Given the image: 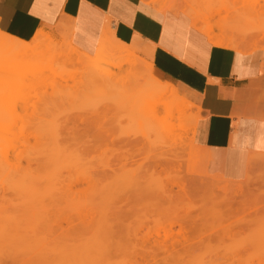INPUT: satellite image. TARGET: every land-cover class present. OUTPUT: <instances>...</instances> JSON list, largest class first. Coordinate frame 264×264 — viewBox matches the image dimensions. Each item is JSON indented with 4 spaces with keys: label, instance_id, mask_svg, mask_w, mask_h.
<instances>
[{
    "label": "rangeland",
    "instance_id": "374dc122",
    "mask_svg": "<svg viewBox=\"0 0 264 264\" xmlns=\"http://www.w3.org/2000/svg\"><path fill=\"white\" fill-rule=\"evenodd\" d=\"M212 1H215L214 5L208 7L213 9L224 3L220 8L223 10L219 11L221 14L217 12L220 15H210L212 21L205 22L215 23L214 30L222 33L230 27L229 23L234 27V30L230 27V35L232 33L240 41L245 37L247 43H260L262 47L264 0ZM204 9L201 8V12L207 16L208 10ZM223 26H227L226 29ZM55 28L45 33L53 34ZM94 37L96 35L86 24L78 23L76 46L82 48ZM53 65V70L46 69L47 72L38 75L45 76L28 79L26 83L12 70L0 73V86L5 83L3 89L14 88L0 92V219L6 224V229L0 231L6 238L0 241V260L16 256L22 260L27 258L32 264H72L75 256H84L88 249L94 251L107 245V237H112L113 233L115 239L127 237L133 244L136 240L138 253L146 249L151 251L148 254L157 253L160 257L174 254L170 257L174 259L171 264H264V163L254 165L256 167H250L249 163L248 176L242 181H230L212 174L206 152L194 142V120L199 117V111L190 101L195 108L190 111V123L186 124L187 128L190 126L186 133L188 137L184 134L183 141L191 142L192 147L184 142V150H176L179 157L176 163L182 164L181 171H175L171 165V172L167 167L150 171V164L153 165L159 153H164L169 160L174 154L171 147L161 145L152 123L145 122L137 112L143 99L120 97L121 94L105 95L88 87L82 67ZM34 69L38 67L30 68L31 71ZM122 104L129 107L128 111ZM113 107L122 113L114 112ZM102 109L107 112L102 113ZM98 110L104 115L116 114H109L107 118L102 115L105 120L100 116L105 122V132L109 131L106 137H109L93 140L89 135L86 138L76 129V115L91 117V113ZM134 110L136 113L131 117L130 112ZM113 117L116 118L113 120ZM20 142L23 148L19 146ZM89 142L92 144L87 149L84 144ZM157 142L161 148L157 147ZM259 157L262 155H254L251 159ZM12 166H19L20 173L22 168L25 169L24 175L11 170L14 169ZM180 177L188 186L184 193L180 189ZM238 188L242 189V195H233ZM157 189H165L167 196L163 203L159 201L161 204L155 197V192H159ZM185 193L191 197L187 199L183 196ZM159 206L164 210H159ZM205 207L208 208L206 211ZM104 223L114 224L111 235L107 234L109 229L106 230ZM177 223L186 224V228L183 227L188 232L184 233ZM111 251L107 253L111 258L106 254L109 259L102 260L104 263L128 262L127 256L125 262L124 256H118L122 250L119 254L115 249ZM76 259L78 261L79 257ZM166 261L167 258L160 264ZM139 262L143 261L139 259Z\"/></svg>",
    "mask_w": 264,
    "mask_h": 264
},
{
    "label": "crops",
    "instance_id": "0c3cea01",
    "mask_svg": "<svg viewBox=\"0 0 264 264\" xmlns=\"http://www.w3.org/2000/svg\"><path fill=\"white\" fill-rule=\"evenodd\" d=\"M175 12L142 0H0V30L30 41L62 21L74 22L76 34L84 23L96 37L83 48L111 31L154 66L158 80L196 105L194 142L206 152L209 171L242 181L249 163H259L251 157H264V40L251 53L214 47L189 14Z\"/></svg>",
    "mask_w": 264,
    "mask_h": 264
},
{
    "label": "bare ground",
    "instance_id": "6f19581e",
    "mask_svg": "<svg viewBox=\"0 0 264 264\" xmlns=\"http://www.w3.org/2000/svg\"><path fill=\"white\" fill-rule=\"evenodd\" d=\"M142 1H144L147 4L155 6L158 10H160L162 12H166V11H173L174 12V11H176L175 13H178L179 11H183L185 14H187V15L189 14L188 16L189 17L191 16L193 19L194 26L198 29V31H200L203 35H205L206 37L209 38L210 43L212 45H214V47L216 46V47H221L222 49H224V48L234 49V50H236L238 52H242V53H251L256 49L262 48L261 46H259V45H261L260 43H259V45L254 43V45H253L250 42L247 43L248 40L245 37H244V39L246 41L244 39H243V41L242 40L240 41L236 37L232 36L233 35L232 33L230 35V31L234 30V27H232L228 22H227L228 26H230L232 30H230V27H228L227 28L228 30H227L226 29L227 26L226 27L223 26L226 29L225 32L222 29L224 33H222L220 29L219 30L221 33L214 30L215 27L213 24H215V23L211 24L209 22H205V20L208 21V20L213 19L210 15H213L219 11H222L223 8H222V10H220V8L224 3L221 4L220 7L217 6L216 8L213 7V9H212L211 7H208L209 4L214 5L215 1L213 2L212 0H142ZM219 2H222V0H220ZM201 8L202 9L205 8L204 10H208L209 15L207 14V16H206L204 13H202ZM225 11H228V9ZM219 13L221 14V12H219ZM220 14H218V15H220ZM227 23H226V25H227ZM106 28L109 29L108 26ZM226 31H229V32H227L229 34H227ZM75 32L76 31H74V26H73L71 21H62L61 23H59L58 26L55 28V31L53 34L45 33L44 29L38 30L37 34L30 41H23V40L17 39V38L12 37V36L2 32L0 30V73L2 71H5V70H12L17 75H20V80L22 82L26 83V81L28 79H32V78L36 79V77L38 79V77L45 76L42 74H40L41 76H38V75H39V73H44L45 71L47 72V70L48 71L53 70V67H54L53 64H55V63L56 64L59 63L61 66H79V68L82 67L83 73L85 74L86 79H87V85L90 89L94 88L98 91H101L103 94L105 93V95H106V93L109 94V96H110V94H112V95L121 94L120 97L124 96L126 98L127 97H134V96L141 97L143 99V103L138 106L137 112L141 115V117L143 118V120L145 122L150 121L152 123V125L154 126L153 129L157 130L156 133L158 132L157 134H159V136H160V141L162 143L161 145L162 146L164 145V147L167 145L169 147H171L172 148L171 152H173V154H174L173 159L169 160L168 157L166 155H164V153H159V155H157L155 157L156 159H155V161H153V165L150 164L151 168H149V170L150 171H156L159 167H161L163 170L167 167L168 169H170V172H171L172 167H173L175 171L180 172L182 169V164L176 163V161L179 159V157L176 155V150H178V149L184 150V147L186 146L187 142L183 141L184 134L186 135L187 129L189 130L190 126L188 128H187V126H188V123H190V111L192 110V108H195V107L191 103H189L186 99L181 97L173 86L158 80L154 75V66L151 63L147 62L146 60L142 59L141 57L137 56L135 53H133L128 45L118 41L111 31H109V30L104 31V33H102V35L100 37L98 44L96 46H90V47L86 46L87 48H83V47L80 48V47L76 46V44H75V34L76 33ZM263 48H264V46H263ZM35 66H37L38 69H34L31 71L30 68H33ZM5 73H7V72L5 71ZM2 74H4V73H2ZM33 80H31V81H33ZM3 83L4 82L2 81V84ZM6 85L8 87L11 86V84L9 86L7 83H6ZM23 85H24V83H23ZM2 86H0V92H2V93L7 92L8 90L13 91V89H14V88H6L5 87L6 89L4 88L5 89L4 90ZM23 88H24V86H23ZM8 93H10V92H8ZM4 95L5 94H3V96ZM1 99H3V98H1ZM1 101H4V100H1ZM123 106H124L125 110L127 109V111H128L129 107H126L125 105H123ZM115 107L117 108V106H115ZM115 107L112 108L114 112L119 111L122 113V110L120 111L119 108L117 110H115L116 109ZM109 110L112 111L111 109H109ZM101 111H102V113L107 112L106 109H105V111H104V109H102ZM101 111L98 110L97 112L96 111L93 112L94 114L91 113L92 114V115H90L91 117H83V116H89V115H83V114H81V117L76 115V117H78V118L75 117L77 120L74 122L76 129L79 130L84 136H86V138L89 135H91L93 137V140H99L101 138H108L109 137V136L106 137V134H108L109 131L107 133V132H105V131H107V129L103 128V126L105 125L104 124L105 122L103 123V121L105 120V117H103L102 115H104L105 113L102 114ZM1 112H0V114H1ZM124 113H125V111H124ZM134 113H136L135 110L130 112L131 117H133L132 115ZM109 114H110V112H109ZM109 114H107V115L109 116ZM107 115H104V116H106V118H107L108 117ZM110 115L115 116L116 114H110ZM100 116H102V118L104 120H102V119L100 120V118H101ZM115 118L116 117H113V120ZM198 118L199 117H197L194 120V125H196ZM111 120H112V118H111ZM186 124H187V126H186ZM79 126H81L82 128H80ZM193 127H192V129H193ZM178 132H182V134H180V133L178 134ZM17 134L19 135L20 133L17 132ZM192 134L194 135V133H192ZM186 137H188V136L186 135ZM2 139H4V138H2ZM186 140H187V138H186ZM21 141H24V140H21ZM184 142H186V143H184ZM126 143L128 144V142H126ZM182 143H184V144H182ZM21 144H23V143H21V142L19 143L20 147H22ZM91 144H92L91 142H89L87 144L85 143L84 146L88 149V147H90ZM130 144H132V143H130ZM189 144L187 143L188 147H192V145H189ZM9 145L11 147V143ZM158 145H160V143L157 142V147L161 148V145L160 146H158ZM2 147H3V145H2ZM7 149H9V148H7ZM7 152H8V150H7ZM36 152L38 154V150H36ZM10 153L6 157L10 156ZM34 156H36V155H34ZM32 158L33 157H31V159ZM6 159H8V158H6ZM29 159H28V161H29ZM31 159H30V161H31ZM255 160L256 159H254L252 166L257 165L260 162H262V164L264 163V157H262V158L259 157L258 158L259 163H256V164H255V162H256ZM7 163H8V161H7ZM10 163L11 162L8 163V166H11ZM170 165L172 166L171 168H170ZM254 167H256V166H254ZM12 168H14V169H11V168L10 169L15 170L16 173L19 171L18 172L19 174H23V170H25L21 167L22 173H20L21 171H20L19 166L17 168L12 166ZM11 170H10V172H11ZM7 171L8 170H6V172ZM24 173H25V171H24ZM25 174H27V173H25ZM23 175H21V176H23ZM14 176H16V175H14ZM147 176H149V175H147ZM157 178H159V177H157ZM16 179H18V176ZM159 179H161V178H159ZM156 180H158V179H156ZM164 180H166V179H164ZM175 180H174V182H175ZM179 181H180L179 185L182 186L180 189H182L181 191H183V193H184L185 192V186H187L186 181L183 180V178H181V177L179 178ZM187 181H188V179H187ZM26 182H28V181H26ZM161 182L162 181H160V183ZM24 183H25V181H24ZM157 184H158V182L156 183V185ZM176 184L178 185V182H176ZM19 185L20 184H18V187L21 188V186H19ZM174 185H175V183H174ZM157 187H160V186H157ZM163 187H165V185ZM160 188H162V187H160ZM160 190L161 191H159V189H157V191H159V192H155V193H157L155 197L157 198L158 203H159V201H161V203H163L162 202V201H164L163 199L167 196L164 192L165 189L164 190L160 189ZM20 191H22V190H20ZM233 191L234 190H232V192ZM186 192H188V191H186ZM238 194L242 195V189L241 188H238L236 191L233 192V195L237 196ZM245 194H247V193H245ZM167 195H169L168 192H167ZM192 195H194V194H192ZM169 196H171V195H169ZM183 196L187 197V199H189L191 197V196L189 197V195H186V193ZM209 196H208V198H210ZM169 200L172 201L171 199H169ZM209 200H211V199H208V201ZM216 202H217V200H216ZM161 203H159V204H161ZM161 208H162V206L158 209L160 210ZM207 209L208 208L205 207L204 210L206 211ZM162 210H164V208H162ZM166 211L168 212V210H166ZM183 221L184 220H182L181 222L183 223ZM174 224H172V225H174ZM186 224H187V220H186ZM186 224H184L183 226L185 227ZM113 225L108 224V223H104V226L107 227L106 230L109 229L108 233H107L108 235L111 233L110 230H112V228L114 229ZM188 225L189 224H187V227H189ZM5 226H6V224H5L4 220L0 219V231H4L6 229ZM179 226H181L180 228H182L181 230L184 233L188 232V229H185L186 227L184 228L182 226V224ZM189 229H191V228L189 227ZM195 229L198 231L200 228L199 229L195 228ZM203 229H204V227H203ZM184 233L182 235H184ZM188 235L189 234H187V236ZM111 236L112 237H110V236L107 237L109 240V243H107V245L102 247L105 251L102 248H100V249L98 248V250L94 249V251L92 249L91 250L88 249V252L85 253L86 255L75 256V258H74L75 260H73L74 263H72V264H96V263L97 264H103L106 257H107L106 258L107 260L109 258H111L107 254L108 252L109 253L112 252L111 249H113V250L115 249V252L118 251V254H119L120 250H122V253L120 252L121 255L116 254V256L117 255L120 257L124 256V258H122L124 260V262H125V258L127 256L126 261H128V262H125V264L126 263H128V264H158L159 263L160 264V261H162V260L164 261V259L166 260V258H167V261L169 260L168 262L170 264H171V262L173 263V261H174L173 258H170L174 254L173 255L167 254V256L160 257V255L157 253L148 254L151 251L148 252V250H146V249H144V250L142 249L143 252L138 253L137 251L139 248L137 245H135L136 240H134V244H133V240H129V239H127V237H125L124 239L123 238L121 239L120 237L119 238L116 237L117 239H115V236L113 237V233ZM184 237H185V235H184ZM0 238H1L0 239L1 242H2V238H3V241H5L4 239H6V238H4V234L2 232H0ZM126 243H127V245H126ZM128 245H130V246L132 245V247L130 248V246H128ZM127 247L129 248V250L131 249L132 252H129ZM163 247H164V249H167L166 246H163ZM91 248H93V247H91ZM89 251H91V252L89 253ZM95 251H96V254H95L96 257H93L92 255H94ZM97 252H99V253L102 252L103 254L100 255L98 253V255H97ZM124 252L125 253L128 252L129 254L127 253L128 255H126ZM30 254H31V252H30ZM106 254L109 256V258H108V256H106ZM81 255H83V254H81ZM44 256L45 255H43V257ZM72 257H73V255H72ZM78 257H79V260L77 261L76 258H78ZM82 257H83V259H81ZM21 258L22 257H16V256L15 257L10 256V257H7L5 259L2 258L0 260V264H20V263L21 264H23V263L24 264H32L31 261H29L30 263L28 262L29 259L26 258L27 260L26 259L22 260ZM47 258H48V256H47ZM35 259H38V258H35ZM139 259H141L143 262H139ZM181 259H183L182 254H181ZM181 259L179 258V260H181ZM102 260H104V261H102ZM25 261H26V263H25ZM99 261L103 262V263H100ZM167 261H166V263L168 264ZM18 262H20V263H18ZM166 263H163V264H166ZM104 264H106V262ZM109 264H111V263H109Z\"/></svg>",
    "mask_w": 264,
    "mask_h": 264
}]
</instances>
